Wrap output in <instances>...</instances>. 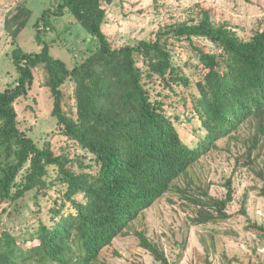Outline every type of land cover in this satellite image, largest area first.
Returning a JSON list of instances; mask_svg holds the SVG:
<instances>
[{"label":"trees","instance_id":"1","mask_svg":"<svg viewBox=\"0 0 264 264\" xmlns=\"http://www.w3.org/2000/svg\"><path fill=\"white\" fill-rule=\"evenodd\" d=\"M55 1V15L69 11L97 45L72 68L54 58L42 38L51 26L47 9L35 24L42 50L29 53L17 46L13 51L19 76L14 86L0 87V204H14L31 192L37 199L58 184L63 187L51 208L53 223L40 220L23 240L4 228L0 218V264H112L103 258L105 252L117 238L131 234L158 263L180 264L182 256L172 261L159 241L133 225L220 140L238 139L244 125L253 128L243 139L248 161L263 148L264 28L243 39L232 27L216 24L204 8L197 19L168 24L149 40L115 47L104 31L108 12L103 0ZM31 16L22 0L6 17L4 28L14 44ZM196 38L210 40L216 51L196 44ZM182 42L198 55L200 74L193 107L184 115L168 113L165 102L152 94L157 82L170 89L191 85L174 62V46ZM39 67L53 97L52 115L74 144L60 152L50 141L39 146L18 119L16 104L32 90ZM67 82L74 84L72 95ZM197 116L206 133L192 147L177 123ZM79 150L91 155L89 162ZM225 186L224 198L212 196L209 187L202 192L205 199L189 198L197 206L193 224L230 217L232 179ZM259 193L264 196V185ZM259 229L264 238V225Z\"/></svg>","mask_w":264,"mask_h":264},{"label":"rangeland","instance_id":"2","mask_svg":"<svg viewBox=\"0 0 264 264\" xmlns=\"http://www.w3.org/2000/svg\"><path fill=\"white\" fill-rule=\"evenodd\" d=\"M103 1L108 12L104 31L115 47L134 44L141 39L149 40L168 24L192 17L197 19L199 10L204 8L212 12L216 24L232 27L243 39H249L256 29L264 28V0ZM20 2L22 0H2L0 3L1 89L14 86L19 76L12 57L17 46L29 53L42 50L43 44L36 38L35 24L47 9H50L48 21L51 26L42 32V38L50 45V54L54 58L64 60L72 68L77 60L97 45L96 38L69 11L55 15V0H27L32 16L20 33L17 44H14L4 28V22ZM195 42L207 50L216 51L213 43L206 38H196ZM198 61V55L186 42L174 46V62L190 77L191 85H174L170 89L157 82L153 86V99L163 100L168 113L184 115L192 109L197 93L196 82L200 77L196 67ZM142 64L140 61L139 65ZM45 79L43 68H37L32 90L16 104L18 119L21 129L33 137L39 146L50 141L53 148L60 152L63 147H74V144L62 134L57 118L52 115L54 101L50 89L45 86ZM65 89L68 95H72L74 84L67 82ZM177 125L183 139L192 147L197 146L199 139L205 136L198 116ZM252 131L253 128L246 124L236 133L238 139L220 140L218 147L204 155L187 176L176 182L174 189L141 214L132 229L146 230L152 239L163 245L172 261L182 256L180 264L264 262V238L259 229V225H264V196L259 193L264 185V144L260 151L253 152L251 160L254 161L249 162L243 139ZM79 151L87 155L89 162L91 155ZM229 179H232L235 187L234 201L228 207L230 217L193 224L197 206L189 198L205 199L202 192L206 187H209L212 196L224 198L227 192L225 184ZM62 187L58 184L50 190L49 195L37 199L35 192H31L14 204H0L3 227L23 240L34 231L40 220L52 224L51 208L55 206L57 190H62ZM4 208H7L6 212ZM103 258L112 264H160L149 251L139 246V240L133 234L117 238Z\"/></svg>","mask_w":264,"mask_h":264}]
</instances>
